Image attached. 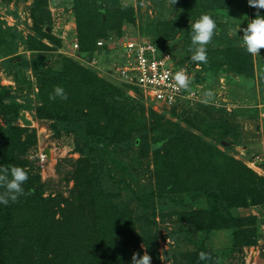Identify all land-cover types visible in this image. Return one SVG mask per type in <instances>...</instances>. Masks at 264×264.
Instances as JSON below:
<instances>
[{
  "label": "rangeland",
  "instance_id": "rangeland-1",
  "mask_svg": "<svg viewBox=\"0 0 264 264\" xmlns=\"http://www.w3.org/2000/svg\"><path fill=\"white\" fill-rule=\"evenodd\" d=\"M256 11L248 0H0V166L21 167L32 190L0 205L3 246L14 240L45 262L70 244L73 256L93 247L95 264H113L119 246L117 264L133 253L151 264H264V200L240 207L264 196V49L251 55L239 38ZM204 13L219 31L207 62H193L191 24ZM119 36L171 49L195 103L155 105L71 50ZM56 86L67 100L49 98ZM68 105L90 123L67 117ZM23 222L44 233L13 237ZM55 222L66 230L59 245Z\"/></svg>",
  "mask_w": 264,
  "mask_h": 264
},
{
  "label": "built area",
  "instance_id": "built-area-1",
  "mask_svg": "<svg viewBox=\"0 0 264 264\" xmlns=\"http://www.w3.org/2000/svg\"><path fill=\"white\" fill-rule=\"evenodd\" d=\"M96 52L88 58L87 65L94 69L103 68L108 71L116 82L137 89L143 97L155 105L175 107L186 104L191 107L195 101V93L189 89H181L176 85L174 75L186 69L179 68L174 63L170 52L158 49L151 42L141 43L126 38L115 39L111 43L98 41ZM71 50L77 54L78 43H72ZM115 52L118 61L109 60V52ZM107 52V53H106ZM120 54V55H119ZM40 161L44 162L45 154ZM264 255V249L261 251Z\"/></svg>",
  "mask_w": 264,
  "mask_h": 264
},
{
  "label": "clouds",
  "instance_id": "clouds-1",
  "mask_svg": "<svg viewBox=\"0 0 264 264\" xmlns=\"http://www.w3.org/2000/svg\"><path fill=\"white\" fill-rule=\"evenodd\" d=\"M173 6L177 0H172ZM250 7L255 8V18L247 22V27L242 29L243 36L239 37L245 51L251 55L260 56V49H264V15L259 10L264 9V0H248ZM219 29L217 22L210 14H201L199 19L191 24L190 32V48L192 52L190 60L193 62H207V46L213 41L214 36ZM175 86L181 89H189L191 80L183 70L178 71L174 75ZM210 95V93H209ZM59 97L61 100H67L68 95L64 88L60 86L54 87L53 94L49 98L55 100ZM28 180L27 173L21 167H12L11 169L0 166V187L4 189L0 192V205L7 206L9 202H15L18 197L31 194L30 189L25 193L24 184ZM133 253L131 264H151V257L147 254L139 256ZM211 257L206 252L199 253L200 261H210Z\"/></svg>",
  "mask_w": 264,
  "mask_h": 264
},
{
  "label": "trees",
  "instance_id": "trees-1",
  "mask_svg": "<svg viewBox=\"0 0 264 264\" xmlns=\"http://www.w3.org/2000/svg\"><path fill=\"white\" fill-rule=\"evenodd\" d=\"M116 39H122V37L119 36ZM96 43L97 42H95V49L94 50L93 49H91V50L89 49L88 51L82 49L78 45V51H77L78 57H84V58L85 57L86 58L92 57L94 55V53L96 52V50H97ZM151 43L153 45H155L158 49L162 50V51H167V52H170V53L172 52L171 49H169V48H167L165 46H162V45L157 44V43H154V42H151ZM234 53L237 54L239 52H234ZM177 66H178V64H177ZM179 67H181V66H179ZM89 69H90L89 70L90 72H92V73L95 74V72H94L95 69L94 68L89 67ZM75 76L74 75H71L69 77V79H71V80H73L75 82V81L78 80V76L77 77H75ZM88 80H83V84L82 85H84L85 88L87 87V85H89V83L91 81V78L88 79ZM74 84L75 83H72V85H74ZM118 84L121 85V86H123V87L132 88V87H129V86L124 85V84H121V83H118ZM65 85H69V83L68 82H65ZM132 89L134 91H136L137 93H140L137 89H135V88H132ZM80 104H82V102ZM43 108L44 107L37 108V113H38V115H39L40 118H41V116L43 114H45ZM65 112L67 114V117H71V119L74 122L90 123V121L88 119V115H87V114H90V113H87L86 115L83 114V111L80 108H78L77 105H73V106L68 105ZM46 116L48 118L49 117H52V116L48 115L47 113H46ZM62 120L63 121H66L67 119H65L64 117H62ZM186 155L187 154L185 152H183L180 159L184 160L186 158L184 156H186ZM189 164H190V161H188V164H185V165H189ZM201 164H202V162H201ZM191 172L193 173V170ZM203 174H204L203 177L205 179H207V181L209 182V184H213L214 181H217L218 180V170H217L216 167L213 168V171L212 172H209V171H206L205 170V172ZM192 176H194V175L192 174ZM213 178H215L216 180H213ZM237 185H239L240 187L243 188L245 185H247V183H245L244 181L240 180L239 182H237ZM201 192H205V189L201 188ZM263 200H264V196L261 197L260 199H247L246 201H244L243 203L240 204V207L241 206L243 207V206H248V205L252 206V205L260 204L261 202H263ZM48 202H50V201H47L46 203H48ZM235 206L236 205H233V207H235ZM38 207L39 208H42L41 204H39ZM238 207H239V205H238ZM31 211L34 214L33 216H35L36 212L34 213V211L32 209H31ZM52 225L55 226L56 232L58 231V233H55V235H53V238L55 239L54 242H56L59 245L61 243L62 237H64L63 234H66V230H65V228L60 227L59 226L60 224H57L56 222L54 224H52ZM21 226L24 228V231L21 232L19 230L17 233L15 232L18 235L17 236H14L13 235V237H21L22 234L25 233L26 231L29 232L28 235L31 237V236H33V234L38 235V234L44 233V229H45V225H41V224H38L37 225V224H34V223L32 225H29L27 222H23L21 224ZM13 228L16 229L17 227L15 225H13ZM5 236H7V235H5ZM120 239H121V236L118 239H116V240L117 241H120ZM22 240H24V239H22ZM24 241L27 242L26 240H24ZM90 242L91 241H89L88 243H90ZM16 244H18V243H16L14 240H10L7 244H5V246H3L2 239L0 238V259L3 257V252L5 250L4 256L5 257L10 256V259L12 261L10 264H95V263H93V262L90 261L91 260V257L94 256V253H93L94 252V249H93V247H92V249H89L86 254L79 253V254L73 256V254L69 250H67L65 248V246H68L70 244H67L64 247H62V244H61L58 247L59 250H60L59 251L60 257L57 256L58 258H52L51 261H46L45 262V261H42V260H35L34 255H32L31 254V250H29V249H31V247H24L25 245L21 244V246L22 245L23 246L18 249L17 247H15ZM27 244H31V243L29 242ZM119 247L116 248L115 254L112 255V257H111V261H112L113 264H117L118 259L119 260L121 259V254H120V251L118 249ZM23 248H26L27 251H24ZM71 251L74 252V250L72 248H71ZM59 253H58V255H59ZM17 258H19L20 260L19 261H16ZM0 264H4V263H2V261H0Z\"/></svg>",
  "mask_w": 264,
  "mask_h": 264
}]
</instances>
